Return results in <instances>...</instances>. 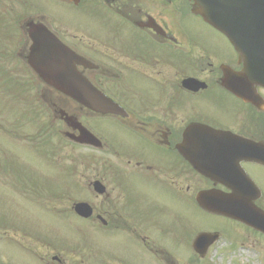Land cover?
<instances>
[{"label": "flooded vegetation", "instance_id": "obj_1", "mask_svg": "<svg viewBox=\"0 0 264 264\" xmlns=\"http://www.w3.org/2000/svg\"><path fill=\"white\" fill-rule=\"evenodd\" d=\"M38 1L35 0V7L45 11L36 8L24 11L22 2L16 22L13 19L7 22L6 16L0 14V66L4 70L0 85L3 81L20 84L29 101L43 100L30 109L29 119L45 115L51 116L52 122L48 127L38 123V130L31 135L32 142L42 139L44 134L60 133L74 144L85 146L78 138L81 130L87 129L98 138L93 148L97 150L94 160L100 174L90 180L86 177L85 184L81 182L102 198L99 210L92 204L94 215L88 219L100 225L105 235L116 230L133 239L140 248L135 253L131 251L133 260L128 258L126 247L115 246L90 250L80 256L78 252L84 246L79 248L82 244L76 242L74 259L70 260L63 252L38 251L28 246L29 239L19 238L23 249L34 254L37 264H147L144 252L152 263L156 260L158 264L179 263L180 258L166 245L158 244L147 231H154L160 240L169 243L171 235L186 223L179 218L175 220L177 225L166 226L173 222L170 214L163 210L149 212L143 204L134 207L135 195L148 203L160 197L190 196L203 209L196 201L200 193L215 190L232 193L235 187L247 182L248 175L261 191L255 203L264 210V191L254 172L260 168L264 173V162L256 159L264 154V86L240 75L243 62L226 36L199 15L190 13L185 0H43L44 6H39ZM170 1L183 4L180 25L174 19L171 21L167 9ZM49 17L51 20L47 21ZM193 20L222 35L227 43L212 44L196 31ZM33 22L45 24L57 39L58 42L53 40L55 44L64 45L70 53L78 55V69L122 107L120 114L87 108L37 75L29 65L32 40L28 29ZM187 26L211 47L218 62H210L201 50L190 55ZM193 47L200 48L195 44ZM235 83H240L243 89L230 88ZM218 99L229 103L230 109L234 105L237 128L217 127L206 117L208 105ZM83 111L90 115V122H84L80 116ZM9 117L14 119L13 115ZM197 124L226 132L223 141L227 145L226 155L217 157L210 150L203 154L197 150V142H191V147L183 144L186 130ZM111 134L125 136L130 149L118 148ZM186 153L191 157H186ZM94 181L104 186L102 192L94 190ZM75 187L82 186L75 184ZM160 216L166 222L163 227ZM245 229L264 240V234L257 229L247 225ZM22 262L15 263L0 250V264Z\"/></svg>", "mask_w": 264, "mask_h": 264}, {"label": "rangeland", "instance_id": "obj_2", "mask_svg": "<svg viewBox=\"0 0 264 264\" xmlns=\"http://www.w3.org/2000/svg\"><path fill=\"white\" fill-rule=\"evenodd\" d=\"M21 3L24 11H33L36 8L35 0H0V10L7 16V22L12 19L16 22L19 19ZM185 3L188 9L189 4L186 1ZM38 5L44 6L43 0H39ZM167 5L171 21L174 19L180 25L179 12L183 4L170 1ZM36 10L45 11L42 7ZM46 20L51 19L49 17ZM193 22L196 31L201 36H206L212 44L221 46L222 42H226L222 35L211 31L204 23H197L196 20ZM185 32L189 37L187 43L191 50L190 55H193L196 50H201L210 62H218L210 50L211 47L196 36L189 26ZM194 44L200 48L193 47ZM200 44L207 46L201 47ZM2 72H4L3 67L0 69V74ZM11 78L13 77L10 75ZM3 82L0 85V250L15 263L23 260L22 264H37L34 254L23 249L18 241L19 238H27L31 241L28 246L38 251L63 252V255L70 260L74 259L76 242L82 244L78 246L79 248L84 246L78 252L80 256L90 250L94 251L98 248L102 250L105 246H115L117 249L126 247L128 258L133 260L132 252L135 253L140 248L135 245L133 239L116 233V230L111 232L112 235H105L100 225L97 226L89 219H81L73 210L74 203L81 200L94 204L98 210L101 207L102 198L96 197L92 187L84 185L86 177L90 180L100 174L94 160L97 150L90 146H78L60 133L44 134L42 139L32 142L31 135L38 130L37 124L41 122L48 127L52 118L40 115L38 116L40 120L35 117L29 119V113H26L27 108L31 112L43 100L29 101L23 87L14 82L12 83L16 84V91L8 95L5 90L13 88L11 83ZM17 86L21 93L23 92L22 96ZM208 106L209 108L205 110L206 117L213 125L221 128L238 127L234 105L230 109L229 103L218 99ZM6 112L13 115L14 119H11ZM80 116L84 122L86 120L90 122V115L84 111L80 113ZM56 125L62 127L59 123ZM110 138L121 150L130 149L125 142L127 141L125 136L111 134ZM254 172L264 191V173L260 168H255ZM75 184L83 188H76ZM133 198L134 207L143 204L148 206L149 212L152 210L162 213L163 210L167 215L169 213L173 222L166 224L160 216L158 219L161 225L175 226L178 223L175 220L179 218L186 223L184 228L178 229L175 235H171L169 243L160 240L159 235L154 231H147L152 233L158 244L166 245L177 258H180V262L175 264H264V251L261 249V247L264 248L263 239L250 235L245 225L243 227L234 220L211 215L199 209L194 198L190 196L168 199L160 197L149 203L141 201L136 195ZM118 208H121L120 204ZM145 216L142 217L143 220ZM5 222L7 224L3 225L2 223ZM215 230L225 231L224 235L202 259L191 248L193 240L202 232ZM140 234L147 235L145 232ZM179 234L182 236L178 237ZM235 241L237 244L234 243ZM241 243H243L242 247L238 249ZM253 244L255 247L252 246ZM144 255L147 258L144 259V263L158 264L157 260L155 263L148 260L145 252Z\"/></svg>", "mask_w": 264, "mask_h": 264}, {"label": "water", "instance_id": "obj_3", "mask_svg": "<svg viewBox=\"0 0 264 264\" xmlns=\"http://www.w3.org/2000/svg\"><path fill=\"white\" fill-rule=\"evenodd\" d=\"M194 4L196 5L194 11L227 35L239 52L245 67L242 77L264 85V0H194ZM29 33L33 37L30 64L39 76L97 112H121V107L97 90L87 77L79 72L76 56L65 52L67 49L64 46L55 44L53 41L55 39L42 38V35L49 33L43 24H30ZM252 73L255 79L252 78ZM231 88L235 91L243 89L240 83H235ZM224 137H226L224 132L197 124L186 131L185 143L189 146L191 142H197L196 148L203 151V154L205 150H210V153L213 152L220 157L226 155L227 145L219 141ZM78 139L88 144L98 143V139L86 130L82 131ZM94 188L98 192L104 190L99 181L94 182ZM255 193L256 188L245 182L235 187L231 194L210 191L200 194L198 199L206 209L236 218L264 232V215L253 204ZM75 211L84 217L93 215V207L86 202L76 203ZM214 239V235L202 233L195 239L194 249L203 256Z\"/></svg>", "mask_w": 264, "mask_h": 264}]
</instances>
